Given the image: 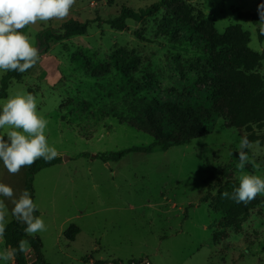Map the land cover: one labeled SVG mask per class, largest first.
Wrapping results in <instances>:
<instances>
[{"label": "rangeland", "instance_id": "1", "mask_svg": "<svg viewBox=\"0 0 264 264\" xmlns=\"http://www.w3.org/2000/svg\"><path fill=\"white\" fill-rule=\"evenodd\" d=\"M158 1L76 0L65 19L37 21L20 30L36 47L44 29L57 30L68 20L101 21L89 24L82 36L45 46L37 64L20 82H12L7 98L0 100L2 105L10 96L33 94L38 114L48 121L49 146L58 151V163L32 182L37 216L47 225L36 237L48 264H125L132 259L151 264H264V195H258L263 202L240 218L236 229L212 228L226 219L214 206L218 188L226 182L239 185L237 149L253 127L238 132L217 119L210 135L164 152L130 153L119 162L92 158L153 142L120 120L130 114L125 100L132 95L156 104L184 105L230 91L220 79L225 70L208 58L211 47L198 33L201 21H212L220 36L227 28L248 32L247 48L264 53V39L258 38V31L264 37V23L242 19L256 12L259 0H181L193 16L189 24L175 22L163 11L140 23L126 21L123 31L103 23L114 19L122 6L137 11ZM213 49L245 60L244 50L222 42ZM257 72L264 82V66ZM4 73L0 70V78ZM256 133L264 134V129ZM247 151L260 168L249 164L245 171L264 177V144L254 143ZM25 172L26 166L19 174H9L0 161V182L17 195L25 190ZM8 220L16 221L11 215ZM24 254L25 263L33 264L31 250Z\"/></svg>", "mask_w": 264, "mask_h": 264}, {"label": "trees", "instance_id": "2", "mask_svg": "<svg viewBox=\"0 0 264 264\" xmlns=\"http://www.w3.org/2000/svg\"><path fill=\"white\" fill-rule=\"evenodd\" d=\"M262 4H264V0H259L256 12L251 15H243L242 19L257 25L260 21L258 7ZM162 11L175 22L182 21L187 24L193 22L190 9L183 1L159 0L147 8L137 11L122 6L114 19L103 23L115 31H123L126 21L140 23L155 17ZM94 22L101 21L98 18L84 23L68 20L62 23L57 30H42L37 35V39L43 47H47L51 43L56 44L84 35L89 24ZM199 28L198 33L205 38L206 43L211 47L208 50V58L214 65L225 70L226 74L220 79L230 88V91L222 94L209 93L194 100L193 103L184 105H176L170 102L163 104L146 102V100L130 94L129 96L132 95L131 99L125 100L129 102L125 103L128 104L127 108L130 114L126 118L121 117L120 120L127 126L147 134L153 139V142L147 147H133L118 152L99 153L92 156L93 159L102 162H119L130 153L150 154L156 148L164 152L170 147L183 146L191 140L210 135L217 119L225 121V128L235 129L238 132L253 127L254 130H247L244 136L252 144H264V134L258 135L256 133V131L264 129V82L257 72L259 68L264 66V53L258 55L249 50L247 46L250 43V36L248 32H243L238 27L227 28L221 36L216 34L212 21H201ZM258 38L264 39L262 31H258ZM219 42L231 49L244 50L246 53L245 60L228 56L225 52L215 51L213 47ZM23 77L24 73L17 71L4 73L0 78V100L7 98L9 85L12 82H20ZM82 156L88 157V155ZM260 162L264 166V155ZM57 163V158L51 162H45L43 158H40L33 165L26 166L24 188L30 192L32 199V182L35 175L42 170L55 166ZM238 186L226 182L218 188V196L214 206L215 209L226 215V219L213 224L212 228L232 227L236 229L235 224L239 222V219L263 202V198L260 196L246 205L236 203L232 199L222 198L221 193L228 192L231 194L234 188ZM200 202H206V197L201 198ZM35 215L37 216V212ZM25 227L26 225L20 224L18 221L9 222L4 237L0 238L4 246L8 250L18 248V242L21 239H27L30 241V250L34 254L33 264H48L41 252L40 239L36 236H27L23 231ZM74 230L78 231L77 228ZM71 240L72 238L69 237V241ZM13 264H26L25 254L17 251L13 257Z\"/></svg>", "mask_w": 264, "mask_h": 264}, {"label": "clouds", "instance_id": "3", "mask_svg": "<svg viewBox=\"0 0 264 264\" xmlns=\"http://www.w3.org/2000/svg\"><path fill=\"white\" fill-rule=\"evenodd\" d=\"M75 3L76 0H0V70L25 73L34 67L38 62V49L20 30L37 21L63 20ZM258 12L264 23V4L258 7ZM47 125L48 121L38 114L36 98L31 93L10 96L0 105V161L9 174H19L37 159L51 162L58 157L57 149L49 146L46 138ZM5 126L7 132H3ZM251 147L252 142L246 136L240 139L236 164L239 186L231 194L221 193L222 198L246 205L258 195H264V177L245 171L249 164L254 169L260 168L245 151ZM0 197V238L6 233L9 215L26 225L23 231L27 236L35 237L47 231L45 221L35 215L39 205L27 189L17 195L11 186L0 182ZM6 201L11 203V208ZM30 248V241L21 239L18 248L0 251V260L7 264L17 251L27 253Z\"/></svg>", "mask_w": 264, "mask_h": 264}, {"label": "built area", "instance_id": "4", "mask_svg": "<svg viewBox=\"0 0 264 264\" xmlns=\"http://www.w3.org/2000/svg\"><path fill=\"white\" fill-rule=\"evenodd\" d=\"M125 264H151L147 259H132Z\"/></svg>", "mask_w": 264, "mask_h": 264}, {"label": "water", "instance_id": "5", "mask_svg": "<svg viewBox=\"0 0 264 264\" xmlns=\"http://www.w3.org/2000/svg\"><path fill=\"white\" fill-rule=\"evenodd\" d=\"M96 2L100 1V0H95ZM41 42L38 40L37 44H36V48L38 49V53H43L45 51V47L40 48Z\"/></svg>", "mask_w": 264, "mask_h": 264}]
</instances>
